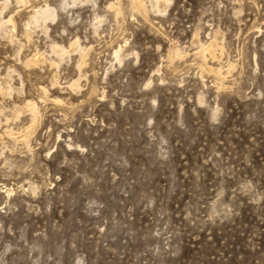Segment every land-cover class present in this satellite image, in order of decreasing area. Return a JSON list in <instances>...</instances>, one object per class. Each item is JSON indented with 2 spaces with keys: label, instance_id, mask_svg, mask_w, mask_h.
<instances>
[{
  "label": "rangeland",
  "instance_id": "rangeland-1",
  "mask_svg": "<svg viewBox=\"0 0 264 264\" xmlns=\"http://www.w3.org/2000/svg\"><path fill=\"white\" fill-rule=\"evenodd\" d=\"M130 1L0 0V264H264V0Z\"/></svg>",
  "mask_w": 264,
  "mask_h": 264
},
{
  "label": "bare ground",
  "instance_id": "bare-ground-1",
  "mask_svg": "<svg viewBox=\"0 0 264 264\" xmlns=\"http://www.w3.org/2000/svg\"><path fill=\"white\" fill-rule=\"evenodd\" d=\"M20 1V0H19ZM21 1H25V0H21ZM170 0H154V5L156 6V7H159V6H161V5H164V6H166L167 5V3L169 2ZM72 2H75V0H72ZM130 2H132L134 5H135V7H137L138 9H144L145 7H144V1L142 2V0H132V1H130ZM137 8H135V9H137ZM44 9H46V8H44ZM1 11V10H0ZM49 11V10H48ZM35 12V11H34ZM141 12V11H140ZM36 14V13H35ZM34 14V15H35ZM41 14V13H40ZM42 14H43V12H42ZM48 14V13H47ZM143 14V13H142ZM33 15V17H35ZM37 16V15H36ZM44 16V15H43ZM50 16V15H49ZM8 19V18H7ZM34 19H36V18H34ZM33 19V20H34ZM9 20L11 21L12 19H11V17H9ZM37 20V19H36ZM36 20H34L35 22H36ZM33 21V22H34ZM8 22V21H7ZM75 42V41H74ZM73 43V42H72ZM211 44V43H210ZM74 45H75V43H73L72 45H71V47H72V49L74 48ZM209 45V44H208ZM54 48H56L55 46H53ZM207 48V50L209 51V50H211V46L209 45L208 47H206ZM206 48H204L205 50H206ZM213 49V48H212ZM53 50V49H52ZM56 50V49H55ZM54 51V50H53ZM62 51V50H61ZM212 52V51H211ZM37 54V53H36ZM114 54L116 55V57H117V54H118V50H116L115 49V51H114ZM43 58V57H42ZM37 59H39V56H38V54L37 55H33L32 56V58L30 59V61L33 63L35 60H37ZM215 68V67H214ZM208 69V68H207ZM211 70H213V68L211 69ZM202 71V70H201ZM208 71V70H207ZM210 71V70H209ZM217 71V70H216ZM213 72V71H212ZM217 72H215V74H216ZM217 76V75H216ZM219 76V75H218ZM221 76V75H220ZM223 80V79H222ZM28 106H30V107H32V105H28ZM34 106V105H33ZM29 109H31V108H29ZM31 111V110H30ZM33 112V111H32Z\"/></svg>",
  "mask_w": 264,
  "mask_h": 264
}]
</instances>
